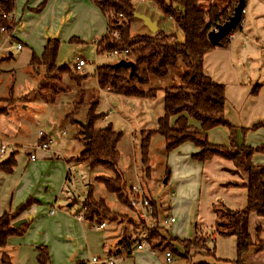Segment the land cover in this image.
<instances>
[{"label":"rangeland","instance_id":"rangeland-1","mask_svg":"<svg viewBox=\"0 0 264 264\" xmlns=\"http://www.w3.org/2000/svg\"><path fill=\"white\" fill-rule=\"evenodd\" d=\"M133 4L138 14H147L151 18L157 17L159 28L167 34L179 33L172 19L155 14L153 8L156 9V6L152 2L133 0ZM93 7L91 9H94V12L90 11L82 0H15L13 13L17 20L21 18L23 24V31L18 34L17 39L22 43L23 48L16 52L15 47L19 43L11 40L7 45L10 50L0 51V110L2 111L0 142L4 145L14 144L22 156H27L45 140L49 149L59 151L63 158H77L84 146L81 124L87 123L88 114L93 110L92 114L95 116L104 115L102 119L95 121V128L101 129L111 125L113 131L120 134L116 145L118 160L115 171L122 176L126 193L130 195L131 187L139 186L145 196L150 199L155 209L152 216L156 213V217L150 220L153 226L149 229L162 228L160 233L164 235L165 228L161 226V223L165 216L170 215L175 218V223L168 230L171 237L179 240L191 239L195 236L204 237V234L210 237L214 230L212 225L215 226V213L211 205V209H207L209 206L205 199L208 196L205 192L207 185L195 172H191L189 177L185 178V166L180 162L182 156L176 151L167 153L164 138L155 132L159 126V119L164 116V90L180 85V78L184 72L182 64L179 63L177 67L171 68L166 77L151 76L146 84L134 82L133 86L144 93L145 96L142 97L115 93L109 89L100 90L95 78L96 69L102 65H115L124 57H115L108 51L97 53L95 40L106 37L108 24L101 12L94 5ZM242 23L244 25V21ZM144 27L140 19L133 18L130 23L128 41L136 36H143ZM114 34L117 36L114 37ZM153 35L155 34H151ZM48 39H56L59 42L56 58L58 66H72L73 62L80 58L86 61V66L80 72H74L86 76L85 81H81L78 86L69 76H63L59 84L57 82L54 84L60 85L65 91L57 94L52 103L37 98L35 91L45 77L44 70L40 67L32 69L29 65L33 55L41 56ZM71 39H77L81 44H72ZM108 39L109 43L113 41L118 44L115 49H125L124 41L121 40L118 32H111ZM132 49H128L130 51L128 55L134 53ZM261 66L263 68L261 80H264V61L259 68ZM80 92L85 94L83 102L77 98ZM89 95L97 99L94 105L88 104ZM145 131L154 132L148 138L149 177L145 176L141 166L140 138ZM188 147L193 146L190 143L184 144L180 153ZM39 153L36 152L37 155ZM5 156L0 155V161ZM113 176L114 172L104 167L93 169L85 167L80 172L73 170L68 189L74 196V201H79L81 204L88 195H92L94 199H102L105 202L110 215L109 220L103 221L107 223L106 229L100 232H95L90 228L89 222L85 221L83 230L71 227L65 222L60 223L56 228L52 227L56 237H67L66 244L63 246L65 256L75 251L80 252L82 261L85 264H91L92 258L102 260L107 255L116 254L121 245L131 241L146 228V221L140 218L137 210L118 202L116 196L107 192L97 180L100 177L112 178ZM56 197H58V204H55L57 211L58 205L66 204L62 195H56ZM221 200L215 204H221ZM173 201L177 202L173 204ZM72 203L73 206L67 208L68 216L74 215L78 210V204ZM80 207L83 208L82 204ZM57 215L61 216V213L58 211ZM113 226L117 227V237L115 235L114 238L107 240L106 245L110 246V250L107 251L105 247L106 253L103 254L104 249L101 248L100 243L105 236L110 235L107 231ZM257 227L264 230V217L255 215L249 218L250 235L253 240L256 239ZM50 234L52 233L49 229L48 235ZM261 238L264 239V234ZM117 239H119L118 242ZM149 240L152 245L155 243L150 237ZM215 245V254L218 257L228 260L235 258L233 243L216 239ZM174 247L181 253L186 252L183 246L174 244ZM149 251V249L134 251L132 259H129L126 254L119 256L116 264H150L154 261L153 259L157 260V264L164 263V256L157 254L151 257ZM198 255L206 256L207 259L204 260L208 263L215 261L213 257L207 256L204 246H201L190 248L185 259L183 256L181 258L177 255L173 256L171 264L191 263L192 258ZM3 256H8L10 264H26L12 247L6 246L0 249V264H2ZM245 264H264V251L257 254L250 252L245 257Z\"/></svg>","mask_w":264,"mask_h":264},{"label":"trees","instance_id":"trees-1","mask_svg":"<svg viewBox=\"0 0 264 264\" xmlns=\"http://www.w3.org/2000/svg\"><path fill=\"white\" fill-rule=\"evenodd\" d=\"M156 6L158 12L164 17L170 18L183 36L179 42L174 33L165 34L157 31L153 36H136L128 41L130 36V23L136 13L133 0H91L99 9L107 21L108 34L96 45L97 53L111 51L118 44L111 41L109 34L116 31L124 41L125 49L133 48L134 52L127 56V61L135 65V72L131 75L130 69L115 67L113 65H102L96 69L95 78L100 90L109 89L115 93L124 95L145 96L138 91L134 82L139 84L148 83L150 77H166L171 68L181 63L184 72L180 78L179 86H171L164 90V116L159 119L157 133L165 142V151L171 153L185 143H190L197 152L191 155L193 161L204 163L205 161L219 157L231 161L235 168L240 169L246 176L247 182L244 188L247 191V203L243 209L232 210L221 204H214L215 227L211 237L195 236L192 239L179 240L169 235V231L163 229L164 235L157 229L145 228L151 240L155 243L150 248L159 253L170 252L172 257L178 256L185 259L192 247H203L207 256H211L220 264H245V257L253 252L264 251V231L257 227L255 229L256 239L253 240L248 231L249 217L253 213L264 217V166L252 163L254 153L264 151V146L248 147L243 142H237V135L245 136L249 130L264 127V123L253 126L251 129H236L224 117L225 87L214 82L207 76L203 69L204 54L214 48H228L229 43L222 41L218 46H212L207 40V34L213 30L216 24H222L232 15L238 0H230L224 9L210 6L206 12L199 8L202 0H148ZM247 0H245L246 3ZM15 8V0H0V14L12 15ZM208 18V22L206 21ZM119 23L121 25H119ZM0 26L13 30L16 22L2 19L0 15ZM239 30L236 27L234 32ZM70 43L81 44L77 39H71ZM105 43L106 45H102ZM59 42L56 39H48L44 45L40 57L32 56L29 65L33 68L44 70V79L35 91L37 98L52 103L57 94L65 91L60 85L63 76L75 82L78 86L86 76L75 74L73 67L68 65L57 66L56 58ZM130 52V51H129ZM55 80V81H54ZM54 81V82H53ZM54 84V85H53ZM259 85L252 88V94L257 95ZM77 98L83 102L84 93H79ZM97 99L89 95L88 104L94 105ZM93 110L88 114L90 139L85 141L83 150L73 161L93 169L104 167L112 170V178L100 177L97 180L104 186L105 190L116 196L121 204L130 207L129 194L125 191L122 176L115 171L118 160L116 145L120 134L113 131L111 125L105 128H95V121L102 119L104 115L95 116ZM2 114V111L0 110ZM224 127L229 130V145L220 146L211 144L207 133L213 128ZM153 131L142 132L140 138L141 166L146 177H149V166L147 160L148 138ZM15 166L13 156L8 161L0 164V172L9 174ZM236 173V171L234 172ZM29 199L12 211H8L0 218V249L6 246L7 239L13 236H21L26 224L19 228L13 227L25 211L32 205ZM84 211L83 220L90 224L100 225L109 220L110 211L102 199L96 200L92 195L81 203ZM131 208V207H130ZM156 217V213L153 216ZM216 237H235V259L218 260L215 255ZM174 244L183 246L185 253L178 251ZM211 246V247H210ZM38 264H50L46 247L38 248ZM131 253H127L129 255ZM2 264H10L6 256L2 257ZM206 264V263H200Z\"/></svg>","mask_w":264,"mask_h":264},{"label":"crops","instance_id":"crops-1","mask_svg":"<svg viewBox=\"0 0 264 264\" xmlns=\"http://www.w3.org/2000/svg\"><path fill=\"white\" fill-rule=\"evenodd\" d=\"M82 1L90 11L94 12V9H91L94 8V4L91 0ZM228 1L229 0H202L199 2V8L204 12H206L210 6H216L221 9L228 4ZM153 9L157 16L164 18L160 12L155 8ZM245 9L246 12L243 17L244 25L242 23L239 30L234 32L231 39L227 41L229 43L228 48H214L207 51L203 57V69L205 74L214 82L222 84L225 87L226 100L224 117L237 130L251 129L255 125L264 123V80H261V71L263 68L262 66L259 68L260 65H263L264 61V0H247ZM143 15L149 17L151 21L156 23L157 31L164 32L158 26L157 17L151 18L147 14ZM12 16L14 19L13 22H16V26L12 30L10 41L15 40L22 45L17 39L18 34L23 31L21 18L17 20L14 13ZM206 21L208 22L207 17ZM255 26L258 29L254 28ZM144 28L143 36H151L149 30L146 27ZM164 33L167 34L166 32ZM176 35L179 42H182V34L179 32ZM102 40H95V44L97 45ZM0 41L2 44L3 40ZM10 41H8V43H10ZM15 51L19 52L16 49ZM256 85H259L260 89L257 95H253L251 91ZM207 137L211 144L220 146L229 145V130L227 128H213L208 131ZM43 141L45 142V140ZM237 142H243L246 146L253 148L264 146V127H260L256 130H249L245 136L238 134ZM183 145L175 151L182 156L180 162L185 166L184 176L188 178L191 172H195L199 176V179L207 185L205 191L208 195L205 198L209 205L207 209H211L210 205L213 207V205L221 199V203L229 209H243L247 203V191L244 188L247 182V176L240 169L235 168L231 161L219 157H213L204 163L193 161L191 155L198 151L197 148L192 145L193 147H188L183 153H180ZM1 146H5L6 148L5 152L0 153V155L6 156L0 161V164L8 161L9 158L13 156L15 166L9 174L0 172V218L8 211L14 210L27 200H33L32 205L19 218L22 219L26 216H32V219L26 223L24 233L21 236L9 237L6 246L14 248L16 254L26 264H38L37 257L39 247H46L50 264H85L82 261V254L80 252L75 251L73 254L65 253L66 256L63 254V246L66 244L65 239H67V237H56L55 232L52 230V227L56 228L60 223L64 222L68 223L71 227H76L80 230L82 228L83 230L84 220L77 219V215H80L82 212L80 207L81 204L79 201H74V196L70 194L71 192L68 189V182L71 181L74 169L80 172L83 171L85 166L75 164L73 161L76 158H63L59 151L51 150L49 146L45 150H38L37 145L34 152L27 156H22L14 144L8 143L4 145L0 142V147ZM36 152H40L39 155H37ZM31 155H34L36 159L31 161ZM252 163L257 166H264V151L254 153ZM235 171L238 173H234ZM56 195H62L66 205H58L57 211L53 215H50L48 211L53 205V201L55 200L56 204H58V197H56ZM72 202L78 204V210L74 215L69 214L68 216L67 208L73 206ZM176 202L177 201H173L172 203L174 204ZM58 211L61 213V216L57 215ZM253 216H255V214L252 213L249 218H253ZM103 224L104 227L101 229H95V226H97L95 224H90V228L95 232H100L107 227L106 222H103ZM196 226L198 227L199 225ZM212 227L214 228L215 226L212 225ZM49 229L52 233L50 235H48ZM248 231L250 234L249 224ZM107 232H109L110 235L103 238L100 246L102 249L107 247L108 251L110 250V246H107L106 242L114 238L115 235V237H117V227L113 226ZM216 239L229 241L234 245L236 244L235 237H226V239L216 237L215 241ZM118 240L119 239H117V242ZM105 251L104 249L103 254L106 253ZM149 252L151 254L149 256L151 257L157 254L162 257L164 256V253H159L157 251L152 250ZM133 254L134 253L127 255V257L132 259ZM6 257L8 258V256ZM205 257L206 256L202 255L195 256L192 258L191 263L187 262L186 264H220V262L214 260H209L210 263H208L207 260H204L207 259ZM216 258L218 260H228L218 257L217 255ZM153 260L154 261L150 264H157V260ZM163 260L165 264L173 263V260L171 263H167L165 257Z\"/></svg>","mask_w":264,"mask_h":264},{"label":"built area","instance_id":"built-area-1","mask_svg":"<svg viewBox=\"0 0 264 264\" xmlns=\"http://www.w3.org/2000/svg\"><path fill=\"white\" fill-rule=\"evenodd\" d=\"M140 2H144V0H140ZM2 19H6L8 21H14L13 16L12 15H5V14H0ZM244 15V13H243ZM242 21H243V17H242ZM242 21L241 23L238 25L239 28L242 26ZM234 31L232 33H230V35H228L226 38H224L225 41H228L229 39H231L232 35H233ZM11 34H12V30H8L5 27L0 26V40H3L2 44H0V51H7L10 50V47L7 46L8 41H10L11 39ZM114 37L117 36L116 34L113 35ZM223 40V41H224ZM12 48V47H11ZM16 50H21L22 46L20 44H18L15 47ZM109 54L117 57V56H123L124 58H122L121 60H127V56L129 54V50L128 49H112L111 51H109ZM86 66V61H84L83 59H76L74 61V63L72 64L73 70L74 72H80L84 67ZM48 145L43 142L40 145L37 146L38 150H45L47 149ZM5 146H1L0 147V153H4L5 152ZM36 157L34 155L30 156V160L33 161L35 160ZM129 204L130 207L137 210L140 213V218L144 221H146V228H151L153 226V223L150 222V220H152V215L154 213V208L151 205V201L148 197L145 196V194L143 193L142 189L138 186V187H131V191H130V195H129ZM56 201H53V205L51 206V208L49 209L48 213L50 215H53L56 212V207H55ZM84 211V208H82V212ZM82 212L80 215H77V219L78 220H82L83 216H82ZM147 221L149 223H147ZM175 223V218L173 216H165L161 226H163L165 229L170 230L172 228V225ZM104 227V224H100L95 226V229H101ZM151 243L149 240V235L146 229L140 231L135 237H133L131 239V241L126 242L124 245L120 246V250L116 252V254L110 256L107 255L105 258H103L102 260L99 259H95L92 258L91 259V264H116L118 257L125 255L127 253H133L134 251H143L146 249H149L150 251L151 248ZM164 257H165V261L167 263H171L172 262V255L170 252H165L164 253Z\"/></svg>","mask_w":264,"mask_h":264},{"label":"water","instance_id":"water-1","mask_svg":"<svg viewBox=\"0 0 264 264\" xmlns=\"http://www.w3.org/2000/svg\"><path fill=\"white\" fill-rule=\"evenodd\" d=\"M245 9V0H238L232 15L222 24H216L214 29L209 31L207 34V40L212 46H218L230 33L235 31L236 27L241 23L243 13ZM134 18L140 19L144 26L149 30L151 34L157 32L156 23L145 15L134 13ZM115 67H125L130 69L131 75L135 72V65L132 61L120 60ZM83 128V139L85 141L90 139L89 123L81 124ZM32 219V216H26L25 218L19 219L13 223V227L19 228L25 225Z\"/></svg>","mask_w":264,"mask_h":264}]
</instances>
